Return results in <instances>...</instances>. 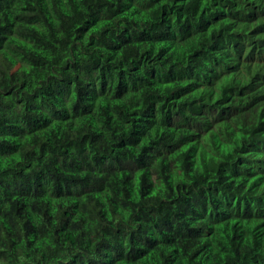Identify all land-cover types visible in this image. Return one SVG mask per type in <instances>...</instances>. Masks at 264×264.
Here are the masks:
<instances>
[{"label": "trees", "instance_id": "16d2710c", "mask_svg": "<svg viewBox=\"0 0 264 264\" xmlns=\"http://www.w3.org/2000/svg\"><path fill=\"white\" fill-rule=\"evenodd\" d=\"M0 264H264V0H0Z\"/></svg>", "mask_w": 264, "mask_h": 264}]
</instances>
